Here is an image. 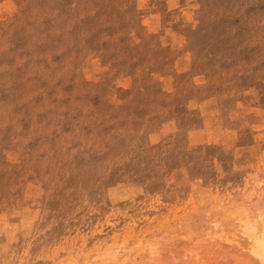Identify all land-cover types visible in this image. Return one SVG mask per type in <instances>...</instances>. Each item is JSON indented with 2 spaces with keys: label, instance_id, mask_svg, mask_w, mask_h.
I'll use <instances>...</instances> for the list:
<instances>
[{
  "label": "rangeland",
  "instance_id": "rangeland-1",
  "mask_svg": "<svg viewBox=\"0 0 264 264\" xmlns=\"http://www.w3.org/2000/svg\"><path fill=\"white\" fill-rule=\"evenodd\" d=\"M0 264H264V0H0Z\"/></svg>",
  "mask_w": 264,
  "mask_h": 264
}]
</instances>
